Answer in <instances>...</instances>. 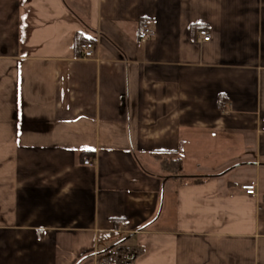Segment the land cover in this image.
I'll list each match as a JSON object with an SVG mask.
<instances>
[{
  "label": "crops",
  "instance_id": "0c3cea01",
  "mask_svg": "<svg viewBox=\"0 0 264 264\" xmlns=\"http://www.w3.org/2000/svg\"><path fill=\"white\" fill-rule=\"evenodd\" d=\"M118 247L264 264V0H0V264Z\"/></svg>",
  "mask_w": 264,
  "mask_h": 264
},
{
  "label": "trees",
  "instance_id": "16d2710c",
  "mask_svg": "<svg viewBox=\"0 0 264 264\" xmlns=\"http://www.w3.org/2000/svg\"><path fill=\"white\" fill-rule=\"evenodd\" d=\"M89 43V41L84 38L81 34H76L74 37V45L75 48H80L81 45ZM155 158L161 163V168L164 172L172 176L173 178H177L181 176L182 173V163L178 158L177 154L174 153H165V154H155ZM201 183L202 181H197ZM119 251L107 255H101L97 258V264H127L131 262V256H126L121 253L119 255ZM136 255V254H134Z\"/></svg>",
  "mask_w": 264,
  "mask_h": 264
},
{
  "label": "built area",
  "instance_id": "2783aa9c",
  "mask_svg": "<svg viewBox=\"0 0 264 264\" xmlns=\"http://www.w3.org/2000/svg\"><path fill=\"white\" fill-rule=\"evenodd\" d=\"M200 38L205 42H210L211 34L207 30L200 31ZM155 33L148 24H143L141 27V32L139 34V39L142 42L148 41L150 38L154 37ZM81 58L82 59H92L94 57V47L91 43H86L80 46ZM85 165L89 164V161L84 162ZM242 190L248 196H255L257 194V189L255 185H245Z\"/></svg>",
  "mask_w": 264,
  "mask_h": 264
},
{
  "label": "rangeland",
  "instance_id": "374dc122",
  "mask_svg": "<svg viewBox=\"0 0 264 264\" xmlns=\"http://www.w3.org/2000/svg\"><path fill=\"white\" fill-rule=\"evenodd\" d=\"M119 251V255L121 256V253L122 254H124V255H126L127 257L131 254V251H130V249H128L127 247H118L117 249H113L112 251H110V252H106V253H104L103 255H109V254H113V253H115V252H118Z\"/></svg>",
  "mask_w": 264,
  "mask_h": 264
},
{
  "label": "water",
  "instance_id": "95a60500",
  "mask_svg": "<svg viewBox=\"0 0 264 264\" xmlns=\"http://www.w3.org/2000/svg\"><path fill=\"white\" fill-rule=\"evenodd\" d=\"M134 258V257H133Z\"/></svg>",
  "mask_w": 264,
  "mask_h": 264
}]
</instances>
